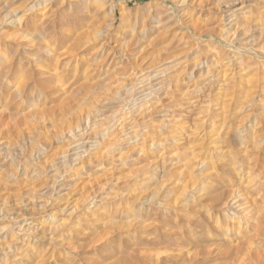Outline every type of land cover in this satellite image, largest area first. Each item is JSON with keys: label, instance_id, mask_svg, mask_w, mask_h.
Instances as JSON below:
<instances>
[{"label": "rangeland", "instance_id": "1", "mask_svg": "<svg viewBox=\"0 0 264 264\" xmlns=\"http://www.w3.org/2000/svg\"><path fill=\"white\" fill-rule=\"evenodd\" d=\"M0 264H264V0H0Z\"/></svg>", "mask_w": 264, "mask_h": 264}, {"label": "bare ground", "instance_id": "2", "mask_svg": "<svg viewBox=\"0 0 264 264\" xmlns=\"http://www.w3.org/2000/svg\"><path fill=\"white\" fill-rule=\"evenodd\" d=\"M38 64V63H37ZM37 67H39V66H37ZM234 202H236V201H234ZM232 219V218H231Z\"/></svg>", "mask_w": 264, "mask_h": 264}]
</instances>
